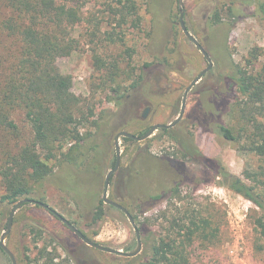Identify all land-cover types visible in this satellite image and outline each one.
<instances>
[{"label": "rangeland", "instance_id": "rangeland-1", "mask_svg": "<svg viewBox=\"0 0 264 264\" xmlns=\"http://www.w3.org/2000/svg\"><path fill=\"white\" fill-rule=\"evenodd\" d=\"M131 1H134L136 14L128 15L121 25L118 22L122 13L112 11L121 7L115 0L65 1L68 6L78 10L77 19L70 27L78 47L70 55L59 57L57 66L63 74L70 76L71 91L85 99L84 109L94 113L93 119L103 117L106 111L115 112L116 116L110 118L105 135L95 142L102 152L98 179H92L89 174L76 176L72 172L71 175L64 163L60 164L58 158L67 153L70 146L67 144L63 150L56 151V160L48 162L50 166L53 164V174L42 182L40 189L35 190L37 197L43 194L44 203L90 239L123 252L132 251L137 244L134 227L126 214L103 202V217L97 222L93 220V211L102 199L105 177L112 168V156L115 157L114 135L121 129L136 134L155 123L172 122L180 112L186 87L207 65L199 49L181 30L178 0H159V17L153 22V16L145 5L146 0ZM241 1L183 0L184 22L190 33L200 41L208 14L218 4L221 7L216 11L217 20L222 23L233 21L227 38L233 61L240 68L248 66L261 71L264 70V9L259 11L253 3L244 6ZM229 3L240 14V17L231 21L223 11L227 10L224 6ZM154 24H157L159 32L149 37ZM108 34H112L113 40ZM6 45H9L8 41ZM2 49L0 47V53L4 51ZM128 50L131 56L127 55ZM154 52L158 54V59ZM101 61L105 67L98 69ZM248 61L253 63V67ZM145 62L152 63L147 70L149 80L143 81V85L130 87L120 99V107L108 101V96L113 95L110 88L116 82L124 86L131 84ZM212 69L189 90L183 119L186 120V115L196 102H201L213 89L220 86L218 74L221 69L215 64ZM147 107V117L141 119L140 116ZM232 116L224 115L223 120L234 124ZM14 118L24 135L28 136L29 127L24 122L22 113H15ZM84 128L87 130L88 124ZM182 128L183 125H179L175 132L178 134V130L181 131ZM89 129L94 130L93 127ZM187 130L191 132L197 148L210 161L205 163L207 168L204 171L208 173L203 174L199 165H188L196 170L191 178L193 180L181 184V200L170 199V194H166L160 199L145 203L140 212L132 207L134 202L128 196L125 185L127 177L122 172L131 159L139 154L141 158L156 159L159 162L165 152L176 147L173 140L158 130L143 141L127 142L120 138L122 172L118 174L116 171L113 174V181L108 186V197L138 216L137 228L145 226L156 236L163 232L162 226L170 216H179L184 210L199 212L209 218L212 227L219 228V235L208 246H205V242L200 244V241H196L189 248L193 264H264L261 253L256 250L257 236L252 224L257 208L241 195L221 186L218 179L213 177L211 166L214 161L223 164L247 181L246 173L255 171L262 162L253 153L241 149L238 144L228 142L214 132L205 131L197 124L190 125ZM89 142L93 141L90 139ZM160 173V168L149 173V177L139 173L134 178V184L139 186L140 182L142 184L147 180L148 193L162 194L170 186V181ZM3 192L0 180V196ZM12 207L13 204L0 203V235L6 231ZM39 231L41 237L38 236ZM140 237L142 247L136 256H141L146 249L147 236ZM4 243L12 251L17 264H29V260H34L43 246H47V250L55 255V262L63 264H77L80 254L89 260L84 264H126V259H123L125 256L95 249L79 241L59 218L35 203L23 204L15 211ZM0 264H12L8 255L1 251Z\"/></svg>", "mask_w": 264, "mask_h": 264}, {"label": "trees", "instance_id": "trees-1", "mask_svg": "<svg viewBox=\"0 0 264 264\" xmlns=\"http://www.w3.org/2000/svg\"><path fill=\"white\" fill-rule=\"evenodd\" d=\"M65 1L0 0V47L4 50L0 53V180L4 189L0 203L4 205H14L23 198L43 202V194L37 197L35 190L40 189L42 182L53 174V164L50 166L48 162L56 160V151L63 150L67 144H70L67 153H63L58 161L60 164L64 163L69 174H89L92 179L100 177L102 152L95 142L105 135L110 118L116 115L115 112L106 111L103 117L93 119L94 113L84 109L85 99L71 91L70 76L63 74L57 66L59 57L70 55L78 47V42L70 31L77 19L78 10L68 6ZM115 1L121 7L112 11L122 13L118 22L121 25L128 15L136 14L135 4L131 0L124 3L122 0ZM241 2L244 6L253 3L259 11L264 9V0ZM232 3L224 6L227 10H223L230 21L240 17ZM145 5L153 16L152 22L156 21L160 11L159 0H146ZM220 7L216 4L214 11L208 14L199 41L213 64L221 69L218 74L220 86L191 107L186 120L184 118L179 123L184 128L178 130V134L175 128L158 130L176 145L172 151L165 152L163 157V161L177 176L173 181L175 183L158 195L148 193L146 188H141L135 194L127 186V191L134 202L132 207L140 212L145 203L160 199L166 194H170V199L181 200L180 186L187 180H193L191 178L196 170L188 165H199L203 169H200L201 174L208 173L204 169L207 168L209 159L197 148L187 127L197 124L205 131L214 132L226 141L238 144L244 151L253 153L262 162L255 171L246 173L247 181L223 164L214 161L211 166L213 177L218 179L221 186L241 195L257 208L252 224L257 236L256 250L264 259V70H254L248 66L240 68L235 64L227 41L228 30L233 21L222 23L217 20L216 11ZM157 27V24L153 25L149 37L159 32ZM188 30L190 31L189 28ZM174 33L173 36L176 35ZM108 35L113 40L112 34ZM119 39L122 40V37ZM7 41L9 45H6ZM126 53L131 56L129 50ZM154 54L158 59V54ZM248 63L253 67L252 62ZM151 66V62H145L138 77L127 86L116 82L110 88L113 95H109L107 100L120 107V99L130 87L143 85V81L149 80L147 70ZM102 67L105 64L101 61L98 69ZM211 70L213 69L206 74ZM126 74L131 76L128 71ZM18 112L22 113L23 120L29 127L28 136L24 135L14 118V114ZM224 115H233L234 124L225 122ZM87 124L94 130H86L84 127ZM148 128L136 135H142ZM90 139L92 143L89 142ZM122 139L134 141L127 137ZM114 164L115 157L112 156L111 166ZM127 180L132 187L133 174ZM112 181L113 175L109 183ZM129 212L131 213L130 210ZM103 214L101 199L93 211V220L97 222ZM131 215L137 223L138 216ZM212 226L209 218L192 210H184L179 216H170L162 226L163 232L157 236L141 225L138 230L140 236H147L146 249L141 256H125L123 259H126V264H193L189 248L196 241H200V244L205 242V246L212 244L219 235V228ZM38 236L41 237V231ZM64 250L69 253L68 249ZM0 251L3 252L1 248ZM29 264L63 263L55 262V255L47 250V246H43L39 249L38 256L29 260Z\"/></svg>", "mask_w": 264, "mask_h": 264}, {"label": "water", "instance_id": "water-1", "mask_svg": "<svg viewBox=\"0 0 264 264\" xmlns=\"http://www.w3.org/2000/svg\"><path fill=\"white\" fill-rule=\"evenodd\" d=\"M178 7H179V24L181 27V30L183 31L184 35L192 41V43L199 49V51L201 52V54L203 55L204 59L207 62V65L205 68H203L196 77H194L191 82L189 83V85L187 86V88L185 89L184 93H183V97H182V103H181V108H180V112L178 114V116L169 123H155L152 124L142 135H136L130 131H127L125 129H121L119 131H117L114 135L113 138V145H114V153H115V164L114 166L107 172V175L105 177V181H104V186H103V190H102V200L105 204L110 205V206H114L116 208L121 209L126 216L128 217L129 221L131 222L132 226L134 227L135 233H136V240H137V246L129 252H123L119 249H115V248H110V247H106L103 246L101 244H99L96 241H93L91 239H89L88 237H86L79 229H77L70 221H68L65 217H63L60 213H58L57 211L52 209L53 214L58 217L64 224H66L69 228H71L80 238L83 242H85L88 246H92L94 248H97L99 250H103V251H107L110 253H116V254H120L122 256H126V257H133L136 256L142 247V243H141V237H140V233L139 230L136 226V223L131 215V213L121 204H119L118 202L110 199L107 195V191H108V186H109V181L111 176L113 175V173L117 170V168L119 167L120 164V159H121V148H120V144H119V140L122 137H127L130 138L132 140L135 141H143L145 139H147L148 137L152 136L154 134L155 131L159 130V129H168L171 127H174L180 120L183 119L184 113H185V109H186V100H187V94L189 92V90L196 84L198 83V81L207 73V71H209L212 66H213V62L211 60L210 55L208 54V52L205 50V48L202 46V44L190 33V31L188 30L185 22H184V11H183V0H178ZM148 111V109L146 108L144 113H143V117L146 116V112ZM25 203H36L39 204L43 207H48V205L44 202L41 201H37V200H33V199H28V198H23L18 200L12 207L9 216H8V220H7V227H6V231H4L1 235H0V248L8 255V257L10 258L12 264H17L16 262V258L14 257L12 251L6 246V244L4 243L11 224H12V218L13 215L15 213V211L23 204Z\"/></svg>", "mask_w": 264, "mask_h": 264}, {"label": "flooded vegetation", "instance_id": "flooded-vegetation-1", "mask_svg": "<svg viewBox=\"0 0 264 264\" xmlns=\"http://www.w3.org/2000/svg\"><path fill=\"white\" fill-rule=\"evenodd\" d=\"M191 41V40H190ZM192 42V41H191ZM206 61V60H205ZM213 67V66H212ZM208 72V71H207ZM187 88V87H186ZM146 109V108H145ZM147 109H148V111L146 112L147 114H148V112H149V107H147ZM145 111V110H144ZM144 111H143V113H144ZM143 113H142V115L140 116V118L141 119H145L146 117H147V114H146V116L145 117H143ZM182 120H180L174 127H171V128H176V127H179V123L181 122ZM150 127V126H149ZM143 150H141V152H142ZM121 160V159H120ZM145 161V162H144ZM121 162V161H120ZM146 166V167H145ZM157 168H160V170H161V173L160 174H162L163 173V175H165V173H166V175H165V177H168L167 179L170 181L169 182V184H170V186L172 185V184H174L175 182H173V181H175V179L177 178V176H176V174H175V172L173 171V169H170L169 167H168V165H167V163L165 162V161H163V159L161 160V161H156V159L155 160H152V159H146V158H141V156H139V154L137 155V156H135L133 159H131V162L128 164V166H125L124 167V169H123V172H122V168H121V166H120V164H119V167L117 168V170L116 171H120V172H122V174L124 175V177L126 178V177H128V176H130V175H132L133 174V177L134 178H136V177H138V175H139V173L141 174V175H147L148 176V174L149 173H153V170H156ZM144 170H145V172H144ZM115 171V172H116ZM114 172V173H115ZM113 173V174H114ZM160 174L158 175V176H160ZM171 175V176H169V175ZM140 175V176H141ZM149 177V176H148ZM157 178V177H156ZM142 179V178H141ZM153 181V180H152ZM146 182H147V180L144 182V183H142L141 184V182H140V185L139 186H137V185H135L134 184V181H133V186L132 187H130L129 186V181L127 180H125V183H126V188H127V186L129 187V190H132V192L133 193H135V194H138V192H139V190L141 189V188H149V187H147V184H146ZM155 182H156V179H155ZM150 183H151V180H150ZM161 185H162V183H160ZM135 185V186H134ZM169 186V187H170ZM135 187H137V189H134ZM146 190H148V189H146ZM39 205V204H38ZM44 208H46L47 210H49L52 214H53V212H52V208H50L49 206L48 207H44ZM54 215V214H53ZM55 216V215H54ZM58 218V217H57ZM66 225V224H65ZM67 226V225H66ZM68 227V226H67ZM69 228V227H68ZM78 229V228H77ZM69 230L79 239V241H81V242H83L82 240H81V238L71 229V228H69ZM81 231V230H80ZM82 232V231H81ZM83 234H84V232H82ZM85 235V234H84ZM86 237H88L87 235H85ZM89 238V237H88ZM90 239V238H89ZM92 240V239H91ZM85 245H87L85 242H83ZM88 246V245H87ZM136 246H137V244H136ZM89 247H92V246H89ZM92 248H94V247H92ZM95 249H97V248H95ZM4 252V251H3ZM5 253V252H4ZM79 256V255H78ZM79 259V260H78ZM87 261H89L87 258H85V256L84 255H82V254H80V256L77 258V264H80V263H82V264H84V263H86ZM95 263V262H94Z\"/></svg>", "mask_w": 264, "mask_h": 264}]
</instances>
